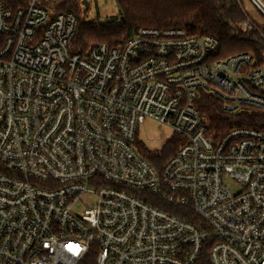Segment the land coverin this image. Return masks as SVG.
<instances>
[{
    "label": "built area",
    "instance_id": "1",
    "mask_svg": "<svg viewBox=\"0 0 264 264\" xmlns=\"http://www.w3.org/2000/svg\"><path fill=\"white\" fill-rule=\"evenodd\" d=\"M10 1L0 264H198L204 251L211 264H264V128L217 139L202 112L205 99L264 112V68L249 54L217 59V39L180 29L140 28L82 55L70 48L78 19L57 14L58 0ZM145 120L181 139L160 171L140 151Z\"/></svg>",
    "mask_w": 264,
    "mask_h": 264
},
{
    "label": "trees",
    "instance_id": "2",
    "mask_svg": "<svg viewBox=\"0 0 264 264\" xmlns=\"http://www.w3.org/2000/svg\"><path fill=\"white\" fill-rule=\"evenodd\" d=\"M58 2L57 14L69 12L78 19L77 32L70 44L75 53L85 55L91 47L101 44L110 47L123 45L140 28L180 29L191 37L217 39V59L249 54L255 60V67L264 68V15L251 2L257 16L246 8L243 0H115L119 17L107 22L85 20L81 0ZM247 20L254 26L253 30L241 27ZM202 112L210 122V132L217 139L237 127L264 128V112L254 108L242 115H228L222 111L220 102L205 99ZM180 141L179 137L173 136L162 151H149L142 144L140 151L160 171L174 155ZM175 212L182 215L184 210L176 208ZM198 264H211L206 251Z\"/></svg>",
    "mask_w": 264,
    "mask_h": 264
},
{
    "label": "rangeland",
    "instance_id": "3",
    "mask_svg": "<svg viewBox=\"0 0 264 264\" xmlns=\"http://www.w3.org/2000/svg\"><path fill=\"white\" fill-rule=\"evenodd\" d=\"M88 9L83 12L87 21L99 20L107 22L119 17V10L115 0H86ZM246 8L257 16V11L249 0H243ZM83 2V0H81ZM84 9V7H83ZM172 130L155 121L145 120L138 128V138L149 151H162L166 141L172 136Z\"/></svg>",
    "mask_w": 264,
    "mask_h": 264
},
{
    "label": "water",
    "instance_id": "4",
    "mask_svg": "<svg viewBox=\"0 0 264 264\" xmlns=\"http://www.w3.org/2000/svg\"><path fill=\"white\" fill-rule=\"evenodd\" d=\"M82 4L84 5V13H86L88 9V2L86 0H83Z\"/></svg>",
    "mask_w": 264,
    "mask_h": 264
}]
</instances>
